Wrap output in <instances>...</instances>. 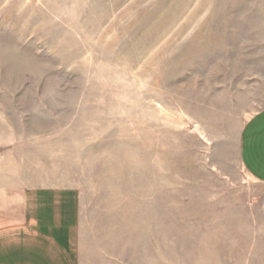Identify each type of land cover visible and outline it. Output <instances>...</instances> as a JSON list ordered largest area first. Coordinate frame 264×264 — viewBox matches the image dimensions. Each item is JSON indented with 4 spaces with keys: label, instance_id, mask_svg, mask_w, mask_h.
Here are the masks:
<instances>
[{
    "label": "rangeland",
    "instance_id": "1",
    "mask_svg": "<svg viewBox=\"0 0 264 264\" xmlns=\"http://www.w3.org/2000/svg\"><path fill=\"white\" fill-rule=\"evenodd\" d=\"M263 112L264 0H0V184L74 190L91 264H264Z\"/></svg>",
    "mask_w": 264,
    "mask_h": 264
},
{
    "label": "crops",
    "instance_id": "2",
    "mask_svg": "<svg viewBox=\"0 0 264 264\" xmlns=\"http://www.w3.org/2000/svg\"><path fill=\"white\" fill-rule=\"evenodd\" d=\"M241 159L264 183V112L244 130ZM80 207L72 189L0 184V264H91L82 246ZM100 252L92 253L95 262L101 256L123 264Z\"/></svg>",
    "mask_w": 264,
    "mask_h": 264
}]
</instances>
